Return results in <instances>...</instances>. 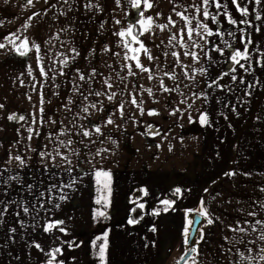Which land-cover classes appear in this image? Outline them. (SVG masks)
I'll return each instance as SVG.
<instances>
[{
  "label": "snow or ice",
  "instance_id": "1",
  "mask_svg": "<svg viewBox=\"0 0 264 264\" xmlns=\"http://www.w3.org/2000/svg\"><path fill=\"white\" fill-rule=\"evenodd\" d=\"M39 2L22 0L19 6L29 11ZM79 3L43 0L42 10L31 12L20 28L0 41V52L6 55H34L36 67L28 64L26 71L31 78L29 87L38 96L27 116L11 112L4 117L19 127L15 128L14 143L0 157V230L10 243H16L18 228L24 236H32L26 244L43 255L41 264H69L65 252L84 245L83 240L65 239L72 236L71 230L67 221L56 215L73 194L94 183L92 203L96 207L91 208L90 218L96 225L111 220L113 174L102 162L119 150L114 133L126 135L127 126L134 131L139 128L143 137H159V142L150 147L163 150L167 142V151L172 153L171 126L161 130L145 116L163 118V108L178 127L183 128L185 119L189 124L212 127L208 107L213 100L239 119L238 107L249 105L257 88L264 91V48L252 39L253 32L259 35L264 28V0H170L171 14L166 17L152 11L153 0H114L112 27L106 28L109 21L104 20L97 30L98 35H110L98 40L83 56L74 43L73 17L69 15ZM82 7L86 13L105 11L100 0H84ZM49 12H53V22L63 17L67 23L38 43L27 32L36 17H46ZM0 27H4L3 22ZM22 75L16 77L21 87L25 84ZM46 88L50 93L47 99ZM238 89L240 95H236ZM217 92L223 93V98ZM28 100L32 102V95ZM4 109L5 104L0 103V111ZM219 115L229 121L225 112ZM256 120L261 122V117L257 115ZM227 126L233 127L231 122ZM216 155L219 157V152ZM238 175L252 178L247 171L223 173L229 179ZM257 191L248 209H236L238 217L227 225L211 212L205 198L195 207L182 209L184 250L176 264H205L201 245L206 229L215 224L224 232L218 251L227 264H264V186ZM150 195L147 187H137L130 193L128 202L133 207L129 209L128 225H139L145 216L175 213L184 198L182 188L175 187L171 193L157 195L153 207L146 211ZM6 217L12 218L9 227H5ZM110 231L103 228L89 241L92 258L98 264H108ZM148 231L155 234L158 229L153 224ZM41 234H47L51 243L42 245L36 239ZM145 240L147 248L150 244L147 237ZM15 258L19 260V256ZM70 264H76V257H71Z\"/></svg>",
  "mask_w": 264,
  "mask_h": 264
},
{
  "label": "crops",
  "instance_id": "2",
  "mask_svg": "<svg viewBox=\"0 0 264 264\" xmlns=\"http://www.w3.org/2000/svg\"><path fill=\"white\" fill-rule=\"evenodd\" d=\"M21 2L22 0H10L9 4H5L4 0H0V22L4 24V27H0V41L3 36L20 28L31 12L42 10L45 7L43 0H40L35 8L22 11L19 6ZM56 11V9L53 10V12ZM53 12H49L48 16L43 18L36 17L27 35L34 38L36 42L42 43L49 35L55 34L56 29L61 24H65V19L61 17L60 21L53 22ZM234 15L238 16L237 13ZM252 39L264 48V28L259 35L253 32ZM54 43L58 44L55 41ZM236 46H240L238 41ZM28 64H32L33 68L36 67L34 55L24 60L14 61V59L6 58L4 52H0V85H4L0 87V92L2 90L5 96L9 95L11 102V98H15L11 108L24 111L26 116L33 110L32 104L38 102V96L32 93L29 87L31 78L27 76ZM14 68L17 71H23L22 78L25 82L23 87L16 80V77L21 75L20 72L10 75ZM7 70L8 74L5 75ZM218 70L215 69V71ZM34 74L38 75V72ZM259 74L260 70L257 69V75ZM248 79L252 78L248 77ZM45 91L47 93L45 99H47L50 93L47 88ZM16 93H23V96L17 98ZM240 94L238 89L236 95ZM28 95H32L31 103ZM216 95L223 98L224 94L217 92ZM232 101L235 103V96L232 97ZM55 104L56 99L53 97V105ZM148 106L160 107L151 104ZM46 107L49 106L46 105ZM160 110L163 118L154 117L152 121L161 130H168L171 126L169 141L173 144L174 151L172 153L167 151V142L163 150L150 147L159 142V137L149 139V143L139 138L136 139L137 147L152 148L151 154L148 151L149 155L138 157L136 161L138 169L148 167L149 172L144 175H135V177L126 173H122L120 178L113 177L112 205L109 209L111 220L96 225L90 218L91 208L96 207L92 203L96 195L94 183L73 194L71 200L64 205L63 211L56 213L57 216L67 221L71 230L72 236L65 237V239L75 238L78 241H84L81 248L65 252V256L69 257V264L73 256L76 257V264H98L92 258L89 241L96 235H100L103 228L111 229L108 264H174L184 250L180 235L183 225L182 209L195 207L201 198H205L211 212L219 216L227 225L238 217L236 209L247 210L248 202L259 194L258 187L264 186V176L259 175L264 173V91L257 88L253 92L251 103L245 105L244 108L238 107L241 113L239 119H236L229 109L223 108L213 100L208 107L210 119L213 121L212 127H202L199 123L189 124L185 119L182 121L183 128H181L176 126L173 122L174 118L168 117L163 108ZM220 111L229 115V121H225L219 115ZM257 115L261 117V122H257ZM4 117L3 111H0V128H3V131H0V144L4 146L0 147V157L4 156L5 148L14 143L15 128L19 127V125L8 122ZM229 122L233 125L231 129L227 126ZM127 131H129L128 127ZM114 136L118 138L120 146H123V141L127 140L119 133H114ZM172 137L176 139L173 140ZM221 141L224 142L221 143ZM217 152H219V157L216 155ZM116 159L118 160L119 157L110 156L102 162L103 166L110 168L107 165ZM120 162L123 163V160ZM233 169L237 172H251L252 178L246 179L238 175L229 179L223 176L226 170ZM137 187H147L151 194L146 198L148 202L146 211L153 207L157 195L168 194L175 187H181L184 198L178 202L180 210L175 213L162 214L158 218L145 216L139 225L134 227L128 225L129 209L133 207L128 202V198ZM205 188L209 189L208 193L204 192ZM217 193L221 195L217 196ZM214 196L215 200H213ZM228 200L232 203H226ZM5 219V227L11 226L12 218L6 217ZM27 219L25 218L26 221ZM153 224L158 229L155 234L148 231ZM28 232L31 233L32 230L28 229ZM223 235L224 232L219 224L206 229L205 242L201 245L204 252L202 259L205 264H227L218 251L223 244ZM145 237L150 244L147 248L144 247ZM31 239L32 236H24L23 230L18 228L16 243H10L6 240L4 231L0 230V245H4L0 247V264H41L43 255L35 248H28L26 244V241ZM36 239L45 246L51 243L47 234L38 235ZM151 243H155V247H152ZM29 252H31L30 256ZM16 256H19V260L15 258Z\"/></svg>",
  "mask_w": 264,
  "mask_h": 264
},
{
  "label": "rangeland",
  "instance_id": "3",
  "mask_svg": "<svg viewBox=\"0 0 264 264\" xmlns=\"http://www.w3.org/2000/svg\"><path fill=\"white\" fill-rule=\"evenodd\" d=\"M83 2L84 0H80V3L75 6L77 10L69 14L70 16L73 17V31L75 33L74 43L81 50L82 56L85 55L91 47L96 46L98 40L102 41L108 38V35H110V33L108 35H104V34L98 35L97 30H98L100 23L104 20L109 21V23L106 25V28L110 29L112 27L110 17L115 7L114 0H100L101 4H103L105 7V11L103 13H86L84 12L83 7H82ZM153 2H154V9L152 10L153 12H161L165 17L171 14L172 4L170 3V0H153ZM117 12H119V10H117ZM66 23L67 21L65 20V24ZM64 38L66 39L67 37L64 36ZM112 39H115V38H112ZM156 43H159V40H156ZM153 51L155 52L156 50L153 49ZM6 58L14 59V61L25 59L15 54H7ZM16 72H20L19 74H23L22 73L23 71L21 70L17 71L14 68L11 71L10 75H13V73L15 74ZM6 74H8V70L5 73V75ZM1 75H4V74L1 73ZM1 86L3 87L4 85L2 84L0 85V87ZM19 96H23V93L22 94L16 93V97L18 98ZM11 99H12V102L9 101L10 100L9 95L5 96V94L1 90L0 103L5 104V109L2 110L3 114L6 116V114H9L11 112H16L18 114L26 115L24 111L14 110L11 108V106H13V101L15 100V98H11ZM152 119L153 118H148V117L145 118V120H152ZM127 127L129 131H127L126 136L123 135L124 137L127 138V140L123 141V146H120L118 152L115 155L119 157V159L118 160L116 159L114 160L113 163L107 165L110 168H106L112 172L113 177H117V178H120L122 176L121 175L122 173H126L127 175H132L133 177H135V175H139V174L144 175L149 172L148 167H142L138 169L136 161L138 160V157L149 155L147 154L148 151L151 154L152 148L137 147L136 139L139 138L140 140L142 141L145 140L146 142L149 143V139L151 138L141 136L140 135L141 129L139 128H137L134 131L132 126H127ZM120 160H123V163H121ZM174 264H176V262Z\"/></svg>",
  "mask_w": 264,
  "mask_h": 264
},
{
  "label": "trees",
  "instance_id": "4",
  "mask_svg": "<svg viewBox=\"0 0 264 264\" xmlns=\"http://www.w3.org/2000/svg\"><path fill=\"white\" fill-rule=\"evenodd\" d=\"M137 195H139V193H137ZM140 214V211H139V209L137 210V213L135 214V215H139Z\"/></svg>",
  "mask_w": 264,
  "mask_h": 264
}]
</instances>
